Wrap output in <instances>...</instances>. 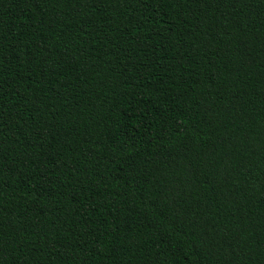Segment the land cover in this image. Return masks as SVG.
<instances>
[{
  "label": "trees",
  "instance_id": "trees-1",
  "mask_svg": "<svg viewBox=\"0 0 264 264\" xmlns=\"http://www.w3.org/2000/svg\"><path fill=\"white\" fill-rule=\"evenodd\" d=\"M0 264H264V0H0Z\"/></svg>",
  "mask_w": 264,
  "mask_h": 264
}]
</instances>
